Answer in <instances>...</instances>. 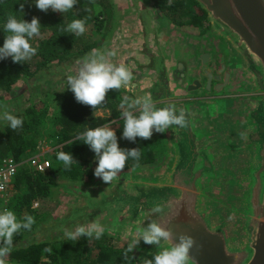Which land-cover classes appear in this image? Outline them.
Here are the masks:
<instances>
[{"label": "water", "instance_id": "1", "mask_svg": "<svg viewBox=\"0 0 264 264\" xmlns=\"http://www.w3.org/2000/svg\"><path fill=\"white\" fill-rule=\"evenodd\" d=\"M194 1L207 15V41L185 39L148 0H113V34L48 80L53 88L67 85L78 60L93 50L114 52L110 62L133 72L131 85L123 87L132 99L150 94L157 108L184 110L187 126L164 132L168 156L159 168L120 173L110 184L68 187L60 211L29 238L49 242L64 238V228L97 226L128 245L155 219L175 237L195 239V264H264V0ZM144 18L155 21L146 32ZM132 34L139 38L128 44ZM167 34L172 40H165ZM211 47H225L233 57L230 69L240 72V86L233 88L229 77L220 86L231 84L233 94L216 90L229 97L208 99L205 93L212 84L200 68V52ZM156 204L164 207L162 216L150 212ZM169 246L162 242L157 249L141 240L134 252L154 254Z\"/></svg>", "mask_w": 264, "mask_h": 264}, {"label": "trees", "instance_id": "2", "mask_svg": "<svg viewBox=\"0 0 264 264\" xmlns=\"http://www.w3.org/2000/svg\"><path fill=\"white\" fill-rule=\"evenodd\" d=\"M152 1H154L153 4L159 12L179 27L186 25L202 28L205 23L209 24L206 13L194 0ZM21 3L24 4L22 13L20 11ZM97 9H101L103 15L108 14L110 16L111 14V7L107 0H78L73 10L68 12H72L71 16L74 14L76 19H84L86 24L89 22L95 24ZM10 15H15L18 19H23L26 22H31L33 17L38 18L41 24V35L35 37L37 38L36 43L33 40L30 41L32 46L38 50L37 55L30 61L17 64L13 63L11 57L0 60V93H3L0 96L1 105L6 104L16 95L14 87L30 81L37 73L49 68L54 62L62 63L71 57L81 56L87 51L99 47L98 42L91 37L90 39L83 36L77 37L63 31L68 25L64 19L56 12H51V9L47 12L40 11L35 7L34 0H0V47H3L5 35L8 34L4 32V24ZM56 97L61 102L59 113L53 122L54 134H58L61 138V147L58 153H71L77 164H72L70 168L65 169L63 162L57 158L61 166L56 171L47 175L35 176L29 172L20 175L16 187L20 189L24 182L27 187V194L23 195V203H21L24 208L29 205L30 209V203L32 204L38 198H46L53 190L64 193L69 184L58 187L59 175L67 182L75 181L81 185H87L94 178H98L94 175L97 167L95 153L83 143V140H78L77 136L87 129L101 127L111 120L120 118V112L117 110L119 106L111 107L113 109L110 118L94 115L98 109L109 108L108 102L110 99L115 100L114 97L112 99L106 96V102L95 110L78 103L70 90ZM125 101L126 99H118L120 105ZM37 113L36 110L30 109L29 111L30 123L36 126L45 120L47 110ZM23 121L22 128L16 130H12L10 127L0 128V159L8 156H14L18 159L24 152L35 150L33 149L36 147L35 142L22 145L23 132L27 128L25 118ZM118 124L120 127L116 135L119 147L121 149L139 148L141 150L140 159L134 161L130 158L121 173L138 171L156 164L158 158L156 148L163 142V137L154 132L150 140H143L138 137L135 142H130L122 139L123 120L119 121ZM52 215L50 214L49 217ZM34 216L36 223L32 230H22L18 234L17 245H14L11 254L6 258V264H144L145 259H152L153 255L156 254L137 255L133 250L132 253L126 255L128 245L126 243L118 244V238L106 233H103L98 240L94 238L87 240V238L82 237L78 241H68L64 237L60 239V242L56 240V243L53 241L37 243L34 239L29 238V235L38 223L46 220V217L39 214ZM26 236H28L27 240L23 241ZM45 249L52 251L46 252Z\"/></svg>", "mask_w": 264, "mask_h": 264}, {"label": "clouds", "instance_id": "3", "mask_svg": "<svg viewBox=\"0 0 264 264\" xmlns=\"http://www.w3.org/2000/svg\"><path fill=\"white\" fill-rule=\"evenodd\" d=\"M35 7L42 12L51 9L53 12L66 13L73 10L78 0H34ZM24 4H20V11L23 12ZM86 21L75 19L67 25L63 31L82 36L86 32ZM5 35L3 47H0V60L11 57L13 63L22 64L30 61L37 55V48L33 47L30 41L41 35V24L38 18L33 17L31 22L18 19L15 15L8 16L4 24ZM114 52L107 55L93 50V53L86 55L76 62L73 74L67 75V89L70 90L76 101L82 105L91 107L93 110L106 102V96L110 90H120L122 87H129L133 80V72L127 64L116 65L108 59L114 56ZM126 105V106H125ZM120 117L123 120L122 139L135 142L139 137L143 140H150L153 133H164L172 126L184 128L187 126L186 113L180 110L177 114L175 106L157 108L151 95L138 96L134 99L121 103ZM0 119L6 121L12 130L22 128L23 118L12 115L8 111L0 114ZM116 120L104 124L101 127L87 129L77 136L78 140L88 145L95 153L97 167L94 175L101 178L105 184H110L125 167L126 162L131 158L134 161L140 159L139 148L121 149L112 125L117 124ZM58 160L63 162L65 169L72 164H77L71 153L60 152ZM4 188L0 184V190ZM150 212L162 216L164 207L156 204ZM147 227H141L136 237L128 244L127 253H132L138 247L141 240L144 244L155 245L160 249L162 242L170 245L159 250L152 259H145L144 264H195L190 256V251L195 247L199 251L195 239L187 234H180L178 237L168 228L161 226L155 219ZM36 223L31 215L19 218L13 210L8 208L0 211V264H6V258L11 254L14 247V238L22 231H31ZM64 237L68 241H78L82 237L100 239L103 230L93 226L90 230L79 227L75 230L63 229ZM175 241V242H174ZM51 252V249H45Z\"/></svg>", "mask_w": 264, "mask_h": 264}, {"label": "rangeland", "instance_id": "4", "mask_svg": "<svg viewBox=\"0 0 264 264\" xmlns=\"http://www.w3.org/2000/svg\"><path fill=\"white\" fill-rule=\"evenodd\" d=\"M51 12H53V11L51 10ZM71 13L72 12H66V13L62 14V13L56 12L57 15H59L61 18L64 19L66 24H69L73 20L76 19L74 14H72V16H71ZM67 16H68V18H67ZM103 16L104 15L102 14V10L97 9V11H96V23L95 24L93 22L87 23L86 24L87 30H86L85 34H83L82 36L85 38H88V39H90V37H91L93 40H97L98 38H100L101 33L99 31V26L102 23H104V21L102 20ZM208 25H209L208 23H205V25H204V27L206 28L205 32H202L203 27L202 28H195L194 26H186V25L182 26V27L178 26V29L181 30V29H184L185 27L186 28L188 27L189 29H194V31H193L194 41H200L201 42L202 40L207 41L210 34H211L210 27ZM48 34H47V37H48ZM201 37H203V39H200ZM36 39L37 38L34 37L32 40L36 43ZM212 48H214V47H211L210 49L212 50ZM218 50H220L221 52L224 51L226 53L225 47H221ZM220 51H216V52H220ZM84 54H86V53H84ZM83 55H81V56H83ZM76 57H80V56H76ZM76 57H71L70 59H68L67 61H64L62 63H57V61L54 62L49 68H46V69L42 70L41 72L37 73L33 79H30V81H27L26 83H23V84H18L16 87H14V91H15L16 95L13 96L12 100H9L4 105H1V101H0V114H2L4 111H8L14 116H17V117L23 118V119L25 118L26 123H27V128L23 132L22 145L24 146L27 143L32 144L34 142L36 143V147L38 145H42L46 151H49L48 154H50V159L52 160V170L53 171H56L61 166L60 163L57 161V155L55 152V149H57L59 146H61V138L58 134H56V135L54 134L55 127L53 126L54 119L57 116V114L59 113V109L61 106V102H60V100L57 99L56 96L60 95L61 93L65 92V91H68V89H67V85H63V84H54V88H53V87H51V85L49 83L50 81H48V80L54 79V77L56 76L55 73L58 71H61L63 69V66H65L68 63V61H71ZM1 95H3V93H0V96ZM107 97H110V98L114 97L116 99L114 100L112 98L113 100H111V99L109 100V102H108L110 105L109 108L98 109L94 113V115L96 117L110 118L112 115V109H113V108H111L112 106L113 107L119 106V107H117V110L119 112L124 110V109L120 108V104L118 102L119 98L129 99V100L132 99V95L129 92L125 91L123 89V87L119 91L118 90H110L107 94ZM30 109L32 111L36 110V112H38V113H41L42 111L47 110V116H46L45 120L40 125L36 126V125H33L30 123V116H29L30 115L29 114ZM114 120L119 122L122 120V118L120 117V118L114 119ZM111 121H113V120H111ZM110 122H108V123H110ZM7 127H9L8 123L6 121L0 119V128L5 129ZM119 127L120 126L118 123L112 125V128H113V130H115V132H117L119 130ZM157 134L163 137V142H161L158 145L159 147L156 148V152L158 155L157 163L154 165H151V166H147L143 169H140L142 171L147 170V169L159 168L167 160L168 148H167L166 140L164 137V133H157ZM35 148H33V149H35ZM33 151H31V152H33ZM58 178H59V180L57 182L58 187H63L67 184H69L68 187L73 186V185H81L79 183H76L75 181L74 182H70V181L67 182V180H65L60 175L58 176ZM91 181H92L91 183H89L85 186L103 183V180H100L99 178H94ZM68 187L65 189L64 193L59 192L60 193L59 194L58 192H56L57 190H53L54 193L53 192L51 193L59 201V206L56 207L54 210L52 208L53 205L49 204V208L51 210H53L50 212L51 215L57 214L60 211L62 201L67 196L66 192H67ZM21 192H22V195L27 194L26 185L24 186V189L23 188L21 189ZM28 206L29 205L25 206L24 209L23 208L19 209V211H18L19 218H22L25 215H31V216H34L35 214L38 215V212L31 210V203H30V209ZM40 223H38L36 225V227ZM17 238H18V235L14 238L15 239L14 245H17V242H16ZM27 238H28V236L24 237L23 241L25 239L27 240ZM60 239H62V238H60ZM60 239H56V240L60 242L61 241ZM56 240H54L53 242L56 243ZM117 240L119 241L118 244L124 243L123 241H121L119 239H117ZM12 264H16V263H12Z\"/></svg>", "mask_w": 264, "mask_h": 264}, {"label": "built area", "instance_id": "5", "mask_svg": "<svg viewBox=\"0 0 264 264\" xmlns=\"http://www.w3.org/2000/svg\"><path fill=\"white\" fill-rule=\"evenodd\" d=\"M60 147L55 149L56 155ZM33 152L26 151L18 159L14 156L0 159V184L4 185V188L0 190V211L8 208L13 210L19 217V209H24L21 205L23 203L21 189H24L25 182L22 183L20 189L16 187L20 175L26 172L35 174V176L47 175L53 171L49 151H46L42 145H38ZM49 204L53 205L54 210L59 206V201L54 195L49 194L46 198L34 200L31 204V210L47 218L50 212L53 211L49 208Z\"/></svg>", "mask_w": 264, "mask_h": 264}, {"label": "flooded vegetation", "instance_id": "6", "mask_svg": "<svg viewBox=\"0 0 264 264\" xmlns=\"http://www.w3.org/2000/svg\"><path fill=\"white\" fill-rule=\"evenodd\" d=\"M107 1L109 2L110 7H111V14L110 16L108 14L107 15L105 14L103 16L102 20L104 21V23L99 28V31L101 33L100 38L96 40V42H98L99 44L98 45L99 47L102 46L105 43L106 39L113 34L114 30H116V27L118 25V22H117L118 18H117V13L115 10V4L113 0H107ZM127 1L130 3H138V0H127ZM148 1L152 3L154 2L152 0H148ZM160 15L164 17V20L167 23H170L174 27L176 26V29H178V26L173 24L172 20H169L168 18H166V16L163 13L160 12ZM154 24H155L154 20L149 21L147 18H144V26H145L144 31L145 32L148 31L150 29V26ZM202 30H203L202 32H205L206 28L203 27ZM180 31L183 33V37L185 39H190L194 37V33H193L194 29H189L188 27L187 28L185 27L184 29H181ZM138 38H139L138 36H135L133 34L129 35L128 44H130V41L136 40ZM155 38L156 40H159L158 37L155 36ZM164 38L165 40H172V37H169L168 34ZM200 39H203V37H201ZM201 53L202 54L204 53L205 56H204V62L203 60H201L200 68L203 73L210 75L211 77L210 80L212 84L211 89H210L211 92H208L205 89V93L209 95L207 98L208 99H218L222 97H229L228 95L233 94L234 92L232 90L229 91L227 89L229 88V86H231V84L227 88L220 87L224 83V79L226 78L227 80V78L229 77L230 82L234 84L233 88H237V86H240L238 84V81L241 78L239 76L240 75L239 71L230 69V65L233 60V57L231 58L230 52L225 53L224 51L216 52L215 50H210L208 52L207 51L200 52V54ZM201 80L205 83V86L208 87L207 85L208 78L205 76H201ZM216 90L223 91L224 93H227L228 95H218V93H216Z\"/></svg>", "mask_w": 264, "mask_h": 264}]
</instances>
